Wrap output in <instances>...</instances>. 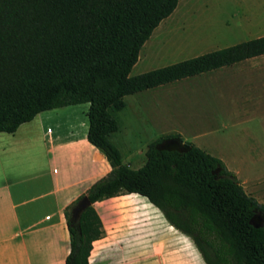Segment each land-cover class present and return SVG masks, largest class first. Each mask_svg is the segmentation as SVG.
<instances>
[{
  "label": "trees",
  "instance_id": "16d2710c",
  "mask_svg": "<svg viewBox=\"0 0 264 264\" xmlns=\"http://www.w3.org/2000/svg\"><path fill=\"white\" fill-rule=\"evenodd\" d=\"M178 0H0V132L14 133L38 113L88 104L86 139L109 172L86 191L91 204L77 220L65 209V264H88L103 234L92 203L137 194L174 229L189 236L205 264H264V205L247 194L217 157L183 141L181 149L150 142L131 168L110 136L125 97L264 54V35L150 69L130 71L152 31Z\"/></svg>",
  "mask_w": 264,
  "mask_h": 264
},
{
  "label": "rangeland",
  "instance_id": "374dc122",
  "mask_svg": "<svg viewBox=\"0 0 264 264\" xmlns=\"http://www.w3.org/2000/svg\"><path fill=\"white\" fill-rule=\"evenodd\" d=\"M261 35H264V0H178L173 12L142 45L130 74ZM258 63H261L260 70L226 66L126 96L124 109L117 113L120 127L110 136L122 154V162L138 168L145 162L150 142L162 135L179 134L183 141L220 159L226 168L231 166L227 168L231 172L238 169L240 176L249 180L242 185L245 192L264 205V138H217L218 122L224 121L232 130L234 122L241 120H235L232 112L248 92L253 103L264 105V58L258 59ZM247 81L251 84L246 85ZM87 109L88 104L83 103L42 111L14 133L0 132V138H43L46 120L51 125L46 126V132L53 133L48 138L82 136L88 125ZM255 122L253 126L258 127ZM240 139L250 140L255 148H248ZM22 142L24 147L19 150H39L31 141ZM179 146L176 138L163 140L158 145L166 149ZM93 157L99 160L101 153L94 151ZM136 197L145 205L135 202L131 196L124 199L134 203L135 209L146 208L152 215L163 218L144 197ZM109 202L116 204V199ZM254 219L264 226V212L257 211ZM177 236L184 238L185 235L180 232Z\"/></svg>",
  "mask_w": 264,
  "mask_h": 264
},
{
  "label": "crops",
  "instance_id": "0c3cea01",
  "mask_svg": "<svg viewBox=\"0 0 264 264\" xmlns=\"http://www.w3.org/2000/svg\"><path fill=\"white\" fill-rule=\"evenodd\" d=\"M263 58L264 54L229 66L260 70L258 59ZM252 100L248 92L233 110V118L241 120L234 122L232 130L224 121L218 122L217 138H264V105ZM46 126H51L47 120L43 138H0V264H65L69 253L65 209L110 170L103 153L87 141V128L82 136L48 138L53 133L49 135ZM23 140L39 150H19ZM178 140L181 149L184 138ZM239 141L255 148L250 140ZM94 151L101 153L99 160L94 159ZM233 173L242 185L249 182L238 169ZM136 195L92 203L103 234L92 242L88 264H205L192 239L185 234L179 238L180 232L164 217L146 208L135 209L124 199L131 196L145 205ZM115 199L116 204H109Z\"/></svg>",
  "mask_w": 264,
  "mask_h": 264
},
{
  "label": "water",
  "instance_id": "95a60500",
  "mask_svg": "<svg viewBox=\"0 0 264 264\" xmlns=\"http://www.w3.org/2000/svg\"><path fill=\"white\" fill-rule=\"evenodd\" d=\"M91 204L87 195H83L70 209L71 219L77 220L80 217L81 212Z\"/></svg>",
  "mask_w": 264,
  "mask_h": 264
},
{
  "label": "built area",
  "instance_id": "2783aa9c",
  "mask_svg": "<svg viewBox=\"0 0 264 264\" xmlns=\"http://www.w3.org/2000/svg\"><path fill=\"white\" fill-rule=\"evenodd\" d=\"M50 130V129H49Z\"/></svg>",
  "mask_w": 264,
  "mask_h": 264
}]
</instances>
